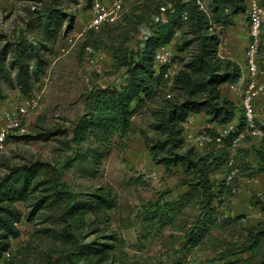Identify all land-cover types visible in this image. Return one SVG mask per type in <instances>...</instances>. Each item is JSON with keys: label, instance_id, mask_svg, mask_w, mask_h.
<instances>
[{"label": "trees", "instance_id": "obj_1", "mask_svg": "<svg viewBox=\"0 0 264 264\" xmlns=\"http://www.w3.org/2000/svg\"><path fill=\"white\" fill-rule=\"evenodd\" d=\"M91 1L88 0L89 5ZM201 1L206 3L204 8ZM246 7V0H169V6L165 7L155 2L149 17L154 15L157 19L150 18L149 32L143 37L141 47L132 50L111 46L112 57L123 68L122 83L97 87L90 92L87 111L73 123L70 138L65 141L67 145L85 146L79 153L75 148L71 159L77 158L82 163L98 162L108 154L116 138L125 142L134 132L145 136L146 131L136 128L131 117L147 102L159 97L157 107L151 110L153 135L145 136L146 147L152 161L165 171L179 167L184 177L181 180L184 190L173 200L163 201L160 195L147 201L141 215L150 229L156 223L159 226L173 224L175 212L183 208H196L197 213L184 230V243L189 246L205 243L221 220L237 225L242 223L241 217L236 215L218 218L224 196L232 192L223 177L217 180L214 175L225 168L231 136L225 137L219 145L211 142L200 150L187 143L184 123L194 113H203L205 122L214 126H223L239 116L236 100L224 87L228 89L230 83L237 81L242 69L235 60L219 54L217 27L233 25L237 15L245 14ZM36 15L43 18V27L48 33L60 28L65 19L55 6L43 7ZM144 15H138L140 22ZM72 23L69 15L65 31ZM107 24L99 31L88 30L83 47L99 48L100 36ZM174 40L177 51L189 47L191 51L186 60L177 58L182 63L181 68L172 77L165 78L166 66H161L159 73H155V53L158 47ZM9 51L8 45L0 48V75L7 77L9 71L5 59ZM25 54V44L18 40L9 63L16 68V78L23 84L24 92L29 90L30 80H40L45 72V60L36 50L32 54L35 60L32 70H29ZM258 64L264 67V32ZM168 83V92L158 90ZM12 136L47 139L53 132L46 130L35 135L17 133ZM254 141L257 142L253 145L257 158L255 171L264 173V139ZM93 145L104 147V153H99ZM20 201L28 203L25 216L15 205ZM250 201L264 211V198L255 197ZM115 205L112 191L106 186H96L82 194L71 191L61 181L60 170L47 161L34 159L9 165L8 171L0 177V259L9 249L11 239L18 236L17 223L23 218L39 219L42 227L34 232L38 238L36 244L29 242L26 248L19 249L14 257L0 264H121L115 261L111 251L115 242L122 243V239L114 230L104 227L109 223V212ZM87 215L91 220L86 218ZM242 230V240L233 242L229 252H223L220 258L248 251L257 257L255 264H264V222L242 227ZM30 254L32 258L28 256ZM227 261L224 263H231Z\"/></svg>", "mask_w": 264, "mask_h": 264}, {"label": "rangeland", "instance_id": "obj_2", "mask_svg": "<svg viewBox=\"0 0 264 264\" xmlns=\"http://www.w3.org/2000/svg\"><path fill=\"white\" fill-rule=\"evenodd\" d=\"M155 2L161 3L164 7L169 6V0H123L120 15L108 23L101 33L100 47L84 48L83 44L88 39L85 24L90 16L91 5L88 0H0V48L8 45L10 49L5 59L9 76L0 75V99L8 104L18 101L22 96L39 92V104L27 114L24 129L19 134L35 135L46 130L53 132V136L47 139L15 138L11 135L7 140L6 150L0 152V177L8 171L9 165L41 159L60 170L61 181L73 192L82 194L96 186L109 187L116 205L109 212L110 221L104 227L107 230H114L122 239V243L115 242V247L111 251L112 257L118 263L255 264L257 257L248 251L227 256L225 259H221L220 255L229 252L233 242L242 240L244 236L242 227L257 224L259 221L264 222V211L250 201L255 197L264 198V180L253 183L234 181L232 186L236 188V195L226 194L225 205L220 207L221 214L218 218L219 220L225 218L224 214L228 217L240 216L242 225L221 220L220 225L212 229L210 236L206 237L207 241L196 247L184 243V230L197 213L196 208L186 207L180 212H175L173 224L159 226L156 223L150 229L145 226L141 213L147 201H153L160 195L163 201L173 200L184 190V186L181 185L184 177L179 167L173 166L169 171H165L162 166L152 161L146 147L145 136L149 138L153 135L150 129L151 110L157 107L159 97H155L153 102H147L131 117L136 128L146 131L145 136L140 132H134L125 142L116 138L115 143L109 147L108 154L98 162L90 160L82 163L77 158L71 159V153L75 148L79 153L85 146L82 144L75 146L73 143L67 145L65 141L70 138L73 123L87 111L90 92L97 87L118 86L123 76V68H120L112 57L111 46L128 47L132 50L141 47L148 24L151 20L157 19L154 15L149 17ZM46 6H55L59 10V15L65 18L60 28L51 33L43 27V18L36 15L37 10ZM138 6L139 9H135ZM201 6L204 8L206 3L201 1ZM144 13L145 18L140 22L138 15ZM69 15L73 23L65 31ZM236 26L242 29L240 39L234 37L237 35L232 31L233 27H217L220 47L227 46L232 40L236 41L240 56L232 53L229 56L238 59L243 65V52L247 41V20L244 15H240ZM178 36L179 33L176 37ZM18 40L25 44V59L29 63V70H32L31 66L35 63L32 55L35 50L45 60L44 74L40 80H30L29 90L26 92L23 91L25 90L23 84L16 78V68L9 65ZM175 40L168 45L172 52V68L178 70L182 63L177 58L186 60L191 47L179 52L175 49ZM62 46L68 47L64 53L60 52ZM222 52L226 54L224 49ZM158 90L168 92L169 83ZM224 90L228 92L225 87ZM228 94L235 98L233 94ZM260 100L261 98L258 103H262ZM206 124L208 123L203 119L197 124L194 121L189 122V125L184 127V136L188 144L200 150L205 147L189 139L188 132L193 136L197 134L200 126ZM256 143L252 141L251 146ZM247 146L242 142L236 156L243 175H249L250 172L249 167L240 162L242 157H245ZM93 147H96L99 153H104V147L97 145ZM248 160L250 162L251 158ZM226 169L225 166L223 172L218 173L215 178L221 179ZM150 172L155 173V179L148 177L147 174ZM15 205L24 216L27 214L29 210L27 202L20 201ZM86 218L91 220L90 215ZM38 220L23 218L17 223L19 234L11 239L7 258L14 257L17 251L26 248L29 242L36 244L38 238H35L34 232L42 227ZM18 256L22 258V255ZM28 256L32 258L31 254ZM227 260L231 263H224L228 262Z\"/></svg>", "mask_w": 264, "mask_h": 264}, {"label": "built area", "instance_id": "obj_3", "mask_svg": "<svg viewBox=\"0 0 264 264\" xmlns=\"http://www.w3.org/2000/svg\"><path fill=\"white\" fill-rule=\"evenodd\" d=\"M13 1V0H10ZM123 0H109L104 3L101 0H92L90 16L85 24V29L99 31L103 25L113 22L122 11ZM245 18L247 20V41L243 52L242 72L237 81L228 85V92L234 95L238 104V117L223 126L203 125L197 130V134L188 133V138L196 144L206 146L211 142L221 144L223 139L231 136L228 146V155L225 166L227 169L223 180L231 186V192L236 188L232 186L234 181L246 183L257 182L254 175H243L241 167L236 161L237 150L242 141H254L264 139V119L259 112V98L264 97V67L258 64L261 36L264 32V4L260 0H246ZM148 29L146 34H148ZM145 34V35H146ZM143 39V38H142ZM68 47L62 46L60 52H66ZM172 52L169 45H162L155 53V73L158 74L161 66H166L163 76L172 77L176 69L171 64ZM125 75L120 79L122 83ZM40 100V93L34 92L20 97L18 101L8 102L0 99V152L6 150L7 140L12 134L22 132L27 114L35 109ZM187 122V121H186ZM186 122L184 123V127ZM238 123V126H237ZM150 179H155V173L147 174ZM9 256L6 250L0 263Z\"/></svg>", "mask_w": 264, "mask_h": 264}, {"label": "crops", "instance_id": "obj_4", "mask_svg": "<svg viewBox=\"0 0 264 264\" xmlns=\"http://www.w3.org/2000/svg\"><path fill=\"white\" fill-rule=\"evenodd\" d=\"M260 3L261 4H264V0H260ZM239 17H240V15H237L236 17H235V19H234V24L233 25H229V27H233V28H231V29H233L232 31H234V34H236L237 36H235L234 35V37L235 38H238V39H240V37H239V35H240V32H241V28H239V26H236V24H237V22H238V20H239ZM236 26V27H235ZM226 27V26H225ZM228 27V26H227ZM226 27V28H227ZM230 44H226L227 46H224V47H220L221 45H219V54L220 55H222V57H227V58H231V59H233V60H235L236 62H238L239 64H240V62L238 61V59H234V57H231V56H229L231 53L234 55H237V57L238 56H240L239 54H240V50H239V45L237 44V42L235 41L234 42V40H232L231 42H229ZM236 43V44H235ZM225 50V55L224 54H222L223 52H222V50ZM242 55V54H241ZM260 101H262V103H260V105H261V109H260V106H259V112H260V116H261V118L262 119H264V98H261V100ZM204 119V115H203V113H194V114H190L189 115V117H188V121L186 122V124H185V126H188L189 125V122H192V121H194L196 124L197 123H199V122H202V120ZM208 125H213L214 126V124H208ZM188 133H191V132H188ZM242 142H245L248 146V148H246L247 150H246V152H245V157H242L243 159H241V163H243L244 165H246V167L248 168L249 167V170H250V172H249V174L250 175H254L256 178H257V182L259 181V180H264V173H258V172H256L255 171V166H256V162H257V158H256V154H255V151H254V149H253V146H251V143H252V141H248V140H246V141H242ZM241 142V143H242ZM240 143V144H241ZM239 147H240V145H239ZM240 149V148H239ZM251 158V160H250V162H249V160H248V158ZM239 159V155H238V157H237V160ZM217 174L218 173H216L215 175H214V177H216L217 176ZM183 191V190H182ZM234 194V196L236 195V192L235 193H233ZM226 196V195H225ZM225 196H224V200H223V203H222V205H221V207L223 206V205H225ZM225 212V211H224ZM224 216H227V214H224Z\"/></svg>", "mask_w": 264, "mask_h": 264}]
</instances>
